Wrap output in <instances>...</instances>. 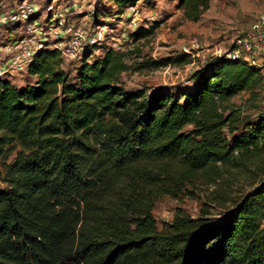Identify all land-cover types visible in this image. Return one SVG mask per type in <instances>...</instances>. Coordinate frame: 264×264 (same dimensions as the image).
Returning a JSON list of instances; mask_svg holds the SVG:
<instances>
[{
  "label": "trees",
  "instance_id": "1",
  "mask_svg": "<svg viewBox=\"0 0 264 264\" xmlns=\"http://www.w3.org/2000/svg\"><path fill=\"white\" fill-rule=\"evenodd\" d=\"M179 9L199 22L210 0ZM90 57L71 80L46 46L28 66L34 84L0 77V264H264V113L232 102L264 87L261 68L216 57L185 91L148 94L122 85L124 53ZM241 178L251 188L234 195ZM203 187L220 221L179 211L158 228L159 200Z\"/></svg>",
  "mask_w": 264,
  "mask_h": 264
},
{
  "label": "rangeland",
  "instance_id": "2",
  "mask_svg": "<svg viewBox=\"0 0 264 264\" xmlns=\"http://www.w3.org/2000/svg\"><path fill=\"white\" fill-rule=\"evenodd\" d=\"M123 1L0 0V66L11 57L9 47L21 39L32 37L54 43L57 38H65L67 28L77 26L95 40L96 48L64 58L71 80L77 75L83 57L91 55L89 59L93 63L104 56L105 49L111 48L126 56L128 71L121 80L126 91L142 90L150 94L164 89L177 94L191 87L192 74L197 69L216 57H225L235 39L246 36L254 21L264 14V0H210V9L202 19L191 22L179 9V0H134L135 5L133 0H125L131 1L129 4ZM24 9L27 18L23 16ZM156 24L158 28L153 35L138 41L133 38L139 29L148 30ZM195 38L199 40L198 49H193ZM185 49L193 50L194 56ZM181 58L183 60L178 61ZM170 59L177 61L169 63ZM155 63L164 64L155 67ZM260 68L264 75V55ZM2 77H7L17 88L36 81L28 74L27 67ZM232 102L243 109L245 116L256 119L264 113V87L254 93H242ZM239 181L232 188L234 195L251 188L248 178ZM215 195L214 187H203L193 189L180 200L164 197L155 204L152 216L159 229L171 223L179 211L215 224L224 216V206L212 200ZM262 226L264 228V218Z\"/></svg>",
  "mask_w": 264,
  "mask_h": 264
},
{
  "label": "built area",
  "instance_id": "3",
  "mask_svg": "<svg viewBox=\"0 0 264 264\" xmlns=\"http://www.w3.org/2000/svg\"><path fill=\"white\" fill-rule=\"evenodd\" d=\"M135 11V9H133ZM23 16L28 17L25 9ZM29 12H33L29 9ZM5 20H8L5 18ZM193 49L199 48V40L197 38L192 41ZM95 45L88 32L82 27H70L65 31V38H57V41L51 43L49 41H37L32 37H26L9 47L11 57L7 62L0 66V77L8 72H14L21 67H27L31 63L35 54L49 46L53 50H57L63 58H70L80 55L87 49H91ZM186 52L194 56L193 50L185 49ZM264 55V14L254 21L250 27V31L246 36L237 37L232 47L226 53V58L236 61H244L250 66L260 67L261 59Z\"/></svg>",
  "mask_w": 264,
  "mask_h": 264
}]
</instances>
